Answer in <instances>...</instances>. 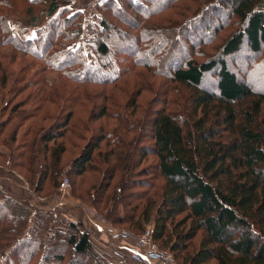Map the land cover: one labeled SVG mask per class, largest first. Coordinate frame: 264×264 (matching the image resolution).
Masks as SVG:
<instances>
[{"label":"trees","instance_id":"trees-1","mask_svg":"<svg viewBox=\"0 0 264 264\" xmlns=\"http://www.w3.org/2000/svg\"><path fill=\"white\" fill-rule=\"evenodd\" d=\"M28 1L34 5L41 2ZM180 1L97 0L94 7L97 14L92 18L95 32L92 38H87L83 35L81 12L66 16L69 13L67 6L60 7L58 0H49L46 11L26 9L27 13L32 14V11L37 15V19H33L35 28L38 26L37 33L31 37L11 29L6 15L0 17V43L13 47L20 54L40 58L45 62L44 68H54L77 84L107 86L120 83L123 73L120 64L125 58L132 59L141 68L150 69L153 64L155 74L166 77L163 60L170 52L168 41L172 40L173 34L167 37L170 32H161L164 37H160L159 30L137 27H130L132 31L123 30L122 18L128 14L149 19ZM210 1L207 0L197 16L187 21L186 32L180 37L194 43L190 29L199 33L198 23L202 26L205 20L213 22L214 18L221 22L206 25L208 35L197 40L198 44L206 39L210 43L232 20L238 29L226 37L216 57L201 63L191 58L183 59L173 70L170 81L186 89L187 93H177L181 98L172 102V108H162L149 115L146 129L143 131L141 127L130 141L120 135L121 127H116L115 133L119 137L114 138L113 145H106L110 148L108 153L100 149L104 136L99 134L73 161L70 170L76 177H82L89 169L99 170L98 167L91 168L93 164L104 165L106 168L101 171L97 187L98 198L99 195L103 197V192L113 186L116 174L121 173L123 176L116 179L112 191L121 197H112L109 208V201L102 207L97 204L98 200L91 201L96 213L111 225H124L139 232L137 234H143L150 224L153 242L168 249L177 262L264 264V89L257 90L246 80L264 67V0ZM3 5L8 4L4 2ZM190 8L187 5L180 13L185 14ZM43 14L50 20L41 28L38 19ZM77 38L85 40V45L94 43L95 53L106 60L105 64H115L108 67V76L102 73L100 77L99 70L90 65L82 71L80 79L73 78L68 69L72 64H84V55L78 49L56 55V47ZM119 41L125 45L131 43L132 49H115ZM180 43L185 45L178 38V47ZM147 46H152L153 51H147ZM244 50L249 56L245 57L243 68L234 72L229 66L230 58ZM83 51L84 48L81 53ZM161 51H165V55L159 62L151 63V58L146 59ZM58 57H65V60L60 63ZM55 61L59 64H54ZM39 72L33 76L37 77ZM205 78L214 85L212 90L203 88ZM83 92L84 89L79 87L49 84L46 89L29 93L25 104H30L32 111L17 112L19 103L10 110L17 112L21 121L30 117L40 119L41 116L44 120L49 118L50 112L46 106L59 107V114H67L64 130L55 125L45 132L33 122L23 133V144L18 146L17 133L11 132L7 140L4 139V121L0 123V147L5 146L10 151L12 145L15 147L8 159L0 153L5 159L2 161L4 168L22 179L20 171L29 172L30 176L25 179L30 185L35 183L33 188L37 194L47 178H51L53 189L56 188L54 169L60 165L65 152L62 141L67 132L76 129L73 123L69 126L71 130L68 128L70 118L76 106H83L81 102L88 104L89 97ZM134 101L129 102L131 110L135 108ZM177 112L184 118L174 119L172 113ZM103 117L122 122L128 128L127 120L121 117L103 111L97 118ZM8 142L12 144L8 145ZM138 142L139 146H136ZM38 151L42 153L43 165L37 164L35 155ZM47 156L53 160L49 164ZM32 177H36L34 181ZM6 198L9 197L4 199L0 193V208L8 213L7 220L0 216V243H7L0 254V264H112L108 254L93 246L89 232L81 223L65 221L62 228L55 227L49 214L30 211L31 205L20 202H11L7 206ZM119 207L123 209L121 214Z\"/></svg>","mask_w":264,"mask_h":264},{"label":"rangeland","instance_id":"rangeland-1","mask_svg":"<svg viewBox=\"0 0 264 264\" xmlns=\"http://www.w3.org/2000/svg\"><path fill=\"white\" fill-rule=\"evenodd\" d=\"M96 1L97 0H58L60 7L67 6L69 13H67L68 15L66 16H69V14L74 12H81L83 15V35L87 38H92L95 32L92 18L97 14V10L94 8ZM198 1L200 0H181L180 3H173L160 14L145 20L142 19L141 15H138V17L128 14L123 15L122 20L123 23H125V27L122 26L123 30L128 29L129 31H132L130 27H137L148 30H159L160 37H164L162 33L170 32L169 35L165 34L167 37L170 36L171 33L173 34L172 40L168 41V50L170 52L167 54L168 56H166V59L163 60L162 69L165 71V73H167L166 77L156 75L155 73H157V71L154 70L155 65L153 64H150V69H148L149 67L141 68L138 64H134L132 59L125 58L122 60V64H120V68L123 72L121 78L119 79V81L122 80L120 83L118 82L117 84L107 86L88 83L77 84L76 82L62 76L63 73L58 72L54 68H44L43 64H45V62L40 58H35L31 55L20 54L13 47L4 45L2 42L0 43V97L2 96L1 93L3 94L2 98H0V111L2 113L0 116V123L3 124L4 121V139L7 140V137L11 132H16V141L18 146L23 144V133L30 124H33V122H36L35 126H39L41 130L45 132H47L49 128H54L55 125L59 129L64 130V124L67 122V114L66 112L59 114V107H56L57 109H52V107L46 106L50 112L49 118L47 117L44 120H42L43 117L41 116L40 119L38 117H30L29 119L21 121L19 114L16 116L17 112L26 110L27 113L33 110L30 104H25L29 93H36V91L38 92L40 89H46L49 84H61V86L69 88H82L84 89L83 93L86 94V97H89L87 100L88 104L81 102L83 106H76L74 109L75 112L70 118L71 122L68 125V128L73 123L76 126V129H74L72 133L67 132L62 141L63 146L65 147V152L61 157L60 165L54 169L57 174L55 181L56 188L53 189L51 178L50 180L47 178L42 184L43 187L41 188V192L38 194L35 193L33 188L35 183L34 185H30L25 179L27 176H30L29 172L27 173L21 170L20 172L24 177L23 179L20 177L24 184V197L23 200L22 198L17 197V194L19 196L21 194L17 192L15 185H12L10 182H8V179L4 181V169H6V167L4 168V162H2L3 160L5 161V159H8V155L12 153V150L15 147L14 145H12V147L9 146L12 148L11 151L5 146L0 147V153H3L5 157V159L0 157V193L4 195V199L5 196L9 197L6 198L8 199L7 206H10L9 204H11V202H20V204L28 206L31 205L30 211H40L44 214H49L52 221L54 222L53 225H56L55 227L59 228H62L61 225L65 221L81 223L79 221L85 220L86 222H91L93 221L91 216H96L107 224L111 232L109 233L111 240L112 238L118 236L119 240L125 239L126 241L123 242L134 245L133 249L137 250L136 237L140 236L141 234H137L139 232L132 231L131 228H127L124 225H111L100 214L96 213V209H94L91 204V201L95 202V200H98L97 204L102 207V205H105L106 201H109L107 204V207L109 208L111 206L110 202H112V197L119 199L121 194H117L116 192L112 193V191L116 179L118 181L122 174H116L113 181V186L110 185V187L105 192H103V197L99 195L98 198L96 193L98 192L97 187L100 185V174L102 173V169H105L106 167L100 163H95V165L93 164L91 168L98 167L97 169L99 170L94 171L89 169L82 177H76L74 171L72 172L70 170V167L73 161L84 152L86 146L92 144L95 139L98 138L99 134L104 136V142L101 144L100 149L102 152L106 151L108 153L110 150L108 146L113 145L114 138L119 137V135L115 133L116 127H121L119 133L122 136L125 135L124 137L127 139V141H130L134 136H137V131L139 132L141 127L144 131L146 129V123L148 122L149 115L161 110L162 108H172V102H174L176 98L178 100L181 98V95H178L177 93H187L186 89H183L182 87H179V85L170 81V78H172L171 73L179 64L182 63L183 59L188 60L191 58L196 62L201 63L205 60L216 57L219 47L224 42L226 37L230 34H233V32L238 29L237 23L232 20L228 23L225 29L217 32L215 38L210 43L206 42V39L204 43L198 44L197 40H200L201 38L208 35L205 33L206 25L214 26L218 24V22H221V19L217 18H214L213 22H209V19H207L202 26L200 23H198L200 26L199 33L198 30H194V32L193 28L190 29V33L193 32L190 38L194 39V43L186 42L182 36L180 37V35L186 32L187 21L197 16L198 12L202 11L205 8V4L207 3V0L200 1L199 3ZM4 2H6L8 5L4 6ZM48 2L49 0H41L39 4L34 5L28 0H0V17L4 18L6 15L5 17L9 19L8 21L11 29L19 33H24V35L27 37H31L37 33L36 29L38 26L35 28L33 21L34 18L37 19V15H34V12L32 11V14L27 13L26 9L31 7L35 8L36 10L37 8H40L41 11H46ZM210 3H213V0H211ZM187 5L191 6L187 13H180V10ZM152 6L153 9H155V4H152ZM49 20L50 18H46L44 14L40 15L38 21L41 25L39 27H46ZM126 25H129V27ZM197 33L198 35H196ZM178 38L181 42H185V45L180 43V46L178 47L176 44ZM114 39L116 38H113V40ZM84 41L85 40H79L78 38L74 40H67L65 41V44L56 47V55L68 50L70 52H74L77 49L81 55H84H82L85 58L84 64H72L71 69H68L71 70L73 78L80 79L82 77V71L90 65L95 66L99 70L100 77L102 76V73L108 76V67H113L115 64H105L106 60L103 59V57L99 54L95 53L94 48H96V45L94 43L85 45ZM132 47L133 46L131 43L125 45L119 41L115 49L120 48L121 50H125L132 49ZM82 48H84V53H81ZM147 51L152 52V46H147ZM164 55L165 51H161L158 54H150L149 58L146 59L150 60L151 58V63H153V61L159 62L164 57ZM88 56L91 57L89 58ZM246 56H249V54L246 50H244L238 55L230 58V68L234 72L236 69H242ZM58 58L60 63L65 60V57ZM54 64L59 63L55 61ZM38 70H40V72L37 73V77L33 76ZM260 70L262 71H259L254 75H250L249 78L246 79L248 83H252V85H250L255 87L257 90L264 89V67H262ZM2 78L3 82L1 81ZM4 80L6 84L4 83ZM144 85L147 86V88L141 87ZM213 86L214 85H212L207 78L204 79V89L209 91L213 89ZM133 99L135 100V108L134 110H131L130 101ZM17 103H19L17 112H10L12 107ZM103 111H105L107 115L110 114L111 116L121 117L122 119L127 120L125 125L128 126V128L126 129L122 122L120 123L117 120L107 117L97 118L99 113ZM172 114L176 120L184 118L179 112ZM18 130L19 132H17ZM30 138L31 136L29 135L28 139ZM1 140L2 138H0V141ZM136 141L137 140L132 142V148L135 146ZM11 144V142H8V145ZM107 144L109 145L106 146ZM136 146H139V142ZM35 156L38 160L37 164H45L42 153L38 151V154L36 153ZM95 159L99 161V157H96ZM19 160L21 161V159ZM52 161L53 160L50 158V156L46 157L47 164L51 163ZM36 168L37 165L34 166V170H36ZM64 177H67L69 180V188L62 192L59 188V181ZM34 178L36 177H32L33 181ZM6 183H10L11 186L7 185ZM100 191H102V189ZM11 194L15 196L12 197L10 196ZM92 195H95L93 196L94 198ZM118 211L121 214L123 212L122 207H119ZM0 216H3L5 220L8 216L7 211H5V209L2 211L0 208ZM76 216L80 218H77ZM81 224L85 230L89 232L84 223L82 222ZM147 230H151L150 224L145 231ZM95 237L96 239H91L90 234V241L98 251H101L98 249V247L100 248L99 236L96 234ZM197 245H199V243H197ZM6 246V242L0 243V254L3 253ZM158 249L172 257V262L168 264H182L181 262L174 260L172 253L168 249H162L160 247H158ZM110 261L112 263L113 260L110 258ZM114 264L127 263L114 262Z\"/></svg>","mask_w":264,"mask_h":264},{"label":"crops","instance_id":"crops-1","mask_svg":"<svg viewBox=\"0 0 264 264\" xmlns=\"http://www.w3.org/2000/svg\"><path fill=\"white\" fill-rule=\"evenodd\" d=\"M4 176V181L8 179V182H10L12 185H15L17 192L21 194L20 196L17 194V197L22 198L23 200L24 184L21 181L22 179L18 175L6 169H4ZM10 183L6 184L11 186ZM10 196L14 197L15 195L11 194ZM76 217L80 218L78 216ZM91 217L93 219V221L91 222H86L85 220H81L79 222H83L87 227L91 234V239H96V234L99 236L100 248L98 247V249L101 250V252L108 254L110 258L117 263L125 262L127 264H141L139 259L135 255L136 250L133 249L134 245L123 242L126 241L125 239L119 240L118 236L114 237L115 239L112 238L111 240L109 237V233L111 232L107 224L96 216ZM113 261L112 263L114 264Z\"/></svg>","mask_w":264,"mask_h":264},{"label":"built area","instance_id":"built-area-1","mask_svg":"<svg viewBox=\"0 0 264 264\" xmlns=\"http://www.w3.org/2000/svg\"><path fill=\"white\" fill-rule=\"evenodd\" d=\"M60 191L64 192L69 188L67 177L59 181ZM135 255L142 264H168L172 262V257L158 249L152 240V230H147L140 236L136 237Z\"/></svg>","mask_w":264,"mask_h":264}]
</instances>
